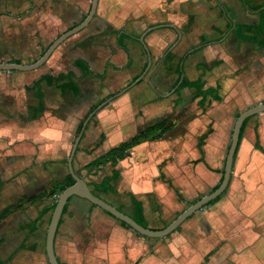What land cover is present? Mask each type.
Wrapping results in <instances>:
<instances>
[{
  "label": "crops",
  "instance_id": "obj_1",
  "mask_svg": "<svg viewBox=\"0 0 264 264\" xmlns=\"http://www.w3.org/2000/svg\"><path fill=\"white\" fill-rule=\"evenodd\" d=\"M263 3L264 0H99L97 14L89 26L62 43L42 67L32 71H0V201L5 200L0 215L12 208L0 219V264H50L47 235L52 205L57 201L53 192L71 174L69 158L78 129L93 108L83 98L79 81L85 75L77 61L88 63L95 73L102 75L99 79L116 71L120 81L115 89L121 91L148 69V54L139 38L150 27L173 24L182 33L181 27L190 19L197 24L203 13L207 16L216 11L221 22L230 25L224 7L230 11L235 25L257 24L255 20L237 21L236 15L254 13L259 21V11L251 7ZM91 4L92 0H0V62H35L60 34L84 20ZM61 26L67 28L61 30ZM7 33L19 35L21 50L24 42H31V35L39 39L31 60L24 59L27 52L19 53L16 40L6 37ZM223 34L214 38L201 35L200 43L192 50L201 56L195 67L200 76L195 79L202 77L206 87L219 86L224 98L222 102L207 100L203 104L208 108L205 117L213 132L203 146L204 160L195 162L201 157L199 154L192 161L190 185L198 190L204 185L212 190L220 183L238 115L264 103L263 67L247 71L233 67L222 79L212 81L225 69L220 67L223 59L237 51H229L225 44H215L224 40L239 46L253 42H241L234 33L222 38ZM184 38L182 35L179 40L177 31L170 27L147 34L153 61L145 77L90 119L73 160L75 171L92 190L105 177L112 176L115 169H121L115 191L101 190L98 194L129 215L134 213L133 198L141 201L146 222L154 229L161 226L153 225L151 219L161 218L163 206H182V211L185 208L176 191L165 195L161 188L168 177H161L158 158L162 153L157 150L162 146L157 144L167 140L172 132L133 148L125 160L127 165L115 169L112 165H86L143 130V122L150 126L169 118L171 103L160 88L166 85L162 80L169 73L173 75L182 58L185 71L188 57L179 53ZM168 55L172 56L171 63L165 60ZM215 61L220 63L209 69L199 67L200 63ZM69 73L74 74L81 88L79 95L63 89L65 81L61 76ZM148 75L158 91L150 85ZM133 88L139 90L130 95ZM186 88L187 94L192 95L188 100L202 106V96H196L195 88ZM37 93L43 95L42 111ZM113 93L109 92V96ZM140 93L143 95L139 96ZM183 95L181 91L178 106L187 112ZM126 105L130 108L127 114L118 112ZM210 154L214 155L213 162ZM172 170V163L163 167L165 175ZM195 216L198 217L167 239L147 238L89 200L74 196L58 226L56 256L61 264H264L253 252L264 250V112L249 118L245 125L229 188L220 200L197 211Z\"/></svg>",
  "mask_w": 264,
  "mask_h": 264
},
{
  "label": "rangeland",
  "instance_id": "obj_2",
  "mask_svg": "<svg viewBox=\"0 0 264 264\" xmlns=\"http://www.w3.org/2000/svg\"><path fill=\"white\" fill-rule=\"evenodd\" d=\"M216 2V0H214ZM90 9V8H89ZM209 12V11H205ZM211 13V12H209ZM253 15L247 16L246 12L239 13L236 15L237 21H249L252 22L255 20L258 22V15L252 13ZM203 16L198 19V23H193L190 28L186 29L184 31V27H181L182 35L185 37V42L182 43L180 46V54L186 55L188 57V60L185 58V71L186 76L193 80L200 76L199 69L195 68L197 65V61L200 60V55L193 54L192 50L195 46H197L200 43V36H205L207 38H214L216 36H219L221 32H227L229 28V24H225L224 21L221 22L220 15L218 11L215 13H212L211 15L208 14L207 16L202 14ZM253 25V24H252ZM67 28L66 26H61L60 29ZM143 28V27H142ZM136 29L140 30V26L137 25ZM47 31V28L45 29ZM221 31V32H220ZM229 33V34H228ZM232 30L227 32L228 36L232 35ZM6 37H8L10 40H16L15 44L17 45V48H19V53H22V51L27 52V55H25L24 59L31 60L32 55L31 52L35 51L37 48V45L39 44V39L35 40L34 36H30L31 42H24V48L21 50V46L19 44V35H13V34H5ZM234 36V35H232ZM225 41V40H224ZM221 41L220 43H217L215 45L220 46L221 44H225L224 46L229 47V51L237 50L235 52V55L232 57L224 58V63L220 66L223 69V71H220L221 73H217L215 78L212 80L214 83L217 80L222 79V76H224V73H228L230 68L233 67H239L242 71H247V69L250 68H257V67H263L264 68V50H259L256 45L253 42H248L247 44H242V46L237 45L236 43ZM65 43V42H64ZM63 46V44H62ZM61 46V47H62ZM93 47L90 46L89 48ZM206 47V46H203ZM60 49V48H59ZM21 50V52H20ZM234 54V53H230ZM95 55V54H93ZM29 56V57H28ZM153 61V60H152ZM150 63V62H149ZM148 63V65H149ZM152 64V62H151ZM149 67V66H148ZM94 69L97 70V68L94 66ZM116 71H110L103 79H99V77H92V76H83L81 81H79L82 85L83 89V98L85 101H88L90 104V107H94L97 103L104 100L109 96V92L117 93L120 90L115 89V86H117V82L120 81V77L118 74H115ZM169 73V72H167ZM180 78V75H178L175 70L173 71V75L171 76L170 73L165 76V80L163 79L162 82L166 83L165 86H161L160 92L164 94L169 103H171V107H169L168 110V119L167 121L170 123H173L172 128L168 130L169 136H167V140H163L161 143H158V146H162L157 151L161 152L162 155L158 158L159 165H161L163 162L164 165H167L169 163H172L174 165V170L170 171L169 174H166L165 177H168L165 180V186L161 187L163 188V194H171L176 191L178 188L181 190L188 201H197L199 196H203L210 192L211 186H201L199 190L196 187H192L190 185L191 180V167H192V161L194 157L198 156L199 154L202 156V152L199 148V145H197L198 139L201 135H203L206 130L208 129L209 121L205 117L207 114L208 108H204L202 106H198L192 104L190 102L191 94H187V91L189 89L183 88L179 92H173V89L175 88V85L178 84V79ZM168 81V82H166ZM114 87V88H113ZM112 88V89H111ZM139 90V88H133L130 90V95H134ZM158 91V90H157ZM181 91L184 92L183 97L185 100V109H187V112L182 111L179 104V96L181 95ZM160 94V93H159ZM143 93L139 94V96H142ZM178 106V107H177ZM130 108L128 106H123V108H120L118 112L127 114L129 112ZM89 111V108H88ZM85 115H83L84 117ZM187 116H191L192 118H195V121H189ZM143 122L144 125L143 129L148 127L147 124ZM154 124V123H152ZM146 125V126H145ZM179 134V137H178ZM179 138V139H178ZM124 140V139H123ZM155 144V143H154ZM152 143V146L154 145ZM179 145V148H178ZM179 150V154H178ZM208 150V149H207ZM227 155V153H226ZM210 162H213L214 160L212 157L214 155L210 154L208 155ZM212 156V157H211ZM225 156V155H224ZM226 157V156H225ZM127 162L124 161L120 163L119 165H127ZM217 166V165H214ZM221 167H224V165H219ZM163 170V169H162ZM221 175H219L220 177ZM219 182V178H217V183ZM173 186H172V185ZM165 187V188H164ZM160 188V189H161ZM180 191V192H181ZM177 194V191H176ZM178 196V194H177ZM225 196V195H224ZM5 200L0 201V208L5 204ZM181 202V201H180ZM183 204V202H181ZM186 208L185 203L183 204ZM164 210H161V218H153L151 219L152 224L155 226H161L163 227L166 223L171 222L179 213L182 212V206H179V209L177 207H174L173 205H166ZM184 208V209H185ZM183 209V210H184ZM195 214L190 217L188 220H186L183 225H189L193 219H196ZM162 220V223H161ZM182 225V227H183ZM183 229V228H182ZM178 230V229H177ZM176 230V231H177ZM183 231V230H182ZM180 230V232H182ZM175 233V232H173ZM172 235V234H170ZM169 235V236H170ZM169 236L163 237V238H155V239H167ZM257 257H260V259L264 262V250H255L253 251ZM253 253V254H254Z\"/></svg>",
  "mask_w": 264,
  "mask_h": 264
},
{
  "label": "water",
  "instance_id": "obj_3",
  "mask_svg": "<svg viewBox=\"0 0 264 264\" xmlns=\"http://www.w3.org/2000/svg\"><path fill=\"white\" fill-rule=\"evenodd\" d=\"M98 5H99V0H92L91 8L86 17L82 22L77 24L76 26L68 29L67 31L63 32L60 34L46 49V51L43 53V55L37 59L35 62L30 63V64H23V63H17V62H0V71H32L36 70L40 67H42L44 64L47 63V61L50 59V57L54 54V52L58 49V47L64 43L68 38L71 36L81 32L84 30L86 27L89 26V24L92 22L94 19L95 15L97 14L98 11ZM160 27H170L173 28L177 31L179 34V40L182 37L181 31L174 26L173 24H160L156 25L153 27H150L145 31L141 36H140V42L144 46L145 50L147 51L148 58H149V67L151 66L152 62V53L151 50L146 42V36L149 32L160 28ZM176 44V43H175ZM174 44V45H175ZM174 45L171 47L173 49ZM148 67V69H149ZM147 69V70H148ZM147 70L139 76L135 81H133L130 85H128L126 88L122 89L121 91L115 93L113 96L107 98L105 101H103L95 110H93L88 117L85 119L82 129L79 132L74 145L72 149L71 156L69 158V169L71 175L75 179V183L68 186L65 190L62 191L60 194V197L58 198L56 202V206L53 211L51 223L49 226V231L47 235V254L49 257L50 264H61L56 256L55 252V237L56 233L58 230L59 223L61 221V218L63 216L65 207L67 203L70 201V199L74 196H78L84 199L89 200L91 203L99 206L102 208L104 211L107 213L111 214L118 220H121L125 222L128 226H130L133 230H135L137 233L149 237V238H163L166 236H169L173 232H175L177 229H179L183 223L188 220L190 217H192L197 211L202 210L206 206H208L212 201L216 200L218 197L222 196L227 189L229 188V185L231 183V179L233 176V170H234V164H235V158L237 155V150L239 148V143H240V138H241V132H242V127L246 120L251 118L254 115L260 114L264 112V103L258 104L251 106L244 111H242L238 117L235 120L233 131H232V139L231 143L228 149L227 157H226V162H225V168L224 172L222 174L221 182L219 186L203 195L200 199L192 203L190 206L186 207L179 215H177L168 225L161 227V228H151V227H145L141 225L139 222H137L131 215L127 214L126 212L118 209L105 199L97 196L95 193H93L92 189L90 188L89 184L87 181H85L77 172L75 171L74 168V157L77 152V149L79 147V144L82 140V137L84 135V132L86 130V127L88 125V122L90 119L102 108H104L106 105H108L111 101H113L115 98L119 97L126 91H128L130 88L133 86L137 85L139 82L143 80L145 77ZM182 75H181V80L180 82L175 86L173 89V92H175L182 80L185 77V71L182 63ZM148 81L150 85L153 87L155 91H157L156 87L153 85L152 80H151V75H148Z\"/></svg>",
  "mask_w": 264,
  "mask_h": 264
},
{
  "label": "trees",
  "instance_id": "obj_4",
  "mask_svg": "<svg viewBox=\"0 0 264 264\" xmlns=\"http://www.w3.org/2000/svg\"><path fill=\"white\" fill-rule=\"evenodd\" d=\"M251 9L253 11H255V12L259 11V21H258V23L257 24H253V25H244V24H236L235 25L234 24V19L230 15V11L227 9V7H224V10L228 13L230 21H231L227 32L232 30V32L236 35V37L239 39V41H241V42L253 41V42L257 43L260 48H263L264 47V3L262 5L252 6ZM192 24H193L192 19H190L189 22L184 26V31L186 29L190 28V26H192ZM227 32H225V34ZM225 34L222 35V38L225 36ZM208 42H210V41H207V43ZM182 59L180 60V63L178 65V67L175 69V72L178 75H180V78L178 79L179 82L181 80V75H182V72H183L182 64H181L182 63L181 62ZM165 60L168 63H171L172 62V56L168 55V57ZM219 63L220 62H216V61L212 62L211 64H209L207 62H203V63L199 64V67H203L204 69H209L211 66L219 64ZM76 65L80 68V70L82 71V73L85 76H92V77H99V78L102 77V75L95 73L90 68L89 64L86 63L85 61H80L79 60V61L76 62ZM61 79H63L65 81V83L63 84V89L73 91L75 95H79L80 94L81 88L79 87L78 83L75 81L73 73H69L68 75L61 76ZM53 80H54V78H51L50 82H52ZM206 86H207L206 85V81H204L202 79V77H200L198 79H195V80H191L185 75L184 79L182 80V82H181L179 88L176 90V92H179L181 89L186 88V87H193V88H195L196 96H202L201 105H203L204 101H207V100H211V101L215 100L217 102H222L223 101L224 98H223V95L221 94L219 86H217V87H206ZM114 94L115 93L111 94L109 97L113 96ZM37 97L39 99L40 109L42 111L44 109L43 95L41 93H37ZM106 99L107 98H105L104 100H102L99 103H97L89 111V113L87 114L86 118L88 117V115L93 110H95ZM247 121L248 120H246V122L244 123V125L242 127L240 143H241V139H242L243 130L245 128V125H246ZM83 123H84V121L81 123V125H80V127L78 129V134H79V132L82 129ZM172 126H173V123H170L167 120L158 121V122L146 127L145 129L137 132L136 134H134L133 136H131L127 140H125V141L119 143L118 145L112 147L105 154L95 158L94 160L89 162L86 166L88 168H92V167H96V166H99V165H112L114 167V169H115V167L118 166L122 161H125L127 158H129V156L131 154V150L133 148H135L136 146L144 143L147 140L158 139L159 137L163 136V134L168 132V130L170 128H172ZM212 132H213L212 126H209L208 129L206 130V132L203 135L200 136L198 145H199V148H200V150L202 152V156L199 159H197L195 162H200V161L204 160L203 146H204V144L206 142V139L208 138V136ZM240 143H239V146H240ZM238 150H239V148H238ZM238 150H237V153H238ZM164 164L165 163L163 162L160 165L161 177L163 179L165 178V174H164V172L162 170L163 167L165 166ZM223 172H224V170L222 171V173ZM121 176H122L121 169H119V168L115 169L112 176L105 177V179L103 180L102 183H100L99 185L94 187V189L92 190L93 193H95L97 196L101 197L98 194V192L101 191V190H102V192H114L115 189H116L115 185H116L117 181L121 178ZM74 183H75L74 177L71 174H69V176L67 177V180L64 183H61L55 189L53 194L54 195L55 194H61L63 190H65L68 186H70V185H72ZM219 184L216 187H214L211 191L215 190L219 186ZM176 191H177L179 200L181 202L185 203L186 207L190 206L192 203L195 202V201L194 202L193 201L192 202L188 201L182 195V193L180 192V190L178 188L176 189ZM221 197L222 196L218 197L216 200L212 201L210 204H213V203L217 202L218 200L221 199ZM200 198L201 197H199L198 199H200ZM132 201H133V204H134V213L131 216L137 222H139L141 225H143L145 227H149L148 223L146 222L145 215H144L143 203L141 201L137 200L136 198H133ZM56 202L57 201H55L54 204L52 205L53 208H55ZM11 209L12 208H7L4 211V213L2 215H0V219L4 215H7L11 211ZM120 210H122V209H120ZM119 222L122 225H124V226H126L128 228H131L125 222H123L121 220H119ZM169 223L170 222L166 223L164 226L168 225ZM147 238H149V237H147Z\"/></svg>",
  "mask_w": 264,
  "mask_h": 264
},
{
  "label": "built area",
  "instance_id": "obj_5",
  "mask_svg": "<svg viewBox=\"0 0 264 264\" xmlns=\"http://www.w3.org/2000/svg\"><path fill=\"white\" fill-rule=\"evenodd\" d=\"M59 197H60V194H55V195H54V199H55V200H58Z\"/></svg>",
  "mask_w": 264,
  "mask_h": 264
}]
</instances>
